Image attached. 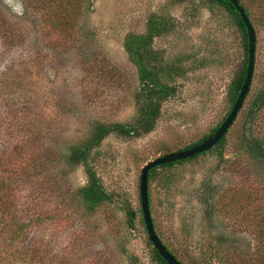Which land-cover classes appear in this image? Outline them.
<instances>
[{
    "label": "rangeland",
    "instance_id": "rangeland-1",
    "mask_svg": "<svg viewBox=\"0 0 264 264\" xmlns=\"http://www.w3.org/2000/svg\"><path fill=\"white\" fill-rule=\"evenodd\" d=\"M202 1L80 0L71 23L42 31L35 0H0V168L6 171L0 176L10 187L5 202L33 220L26 240L48 244L69 264H157L141 220L140 169L196 142L223 119L243 58L235 23ZM240 1L254 30V63L221 158L215 149L159 168L148 185L154 230L182 264H260L250 254L252 224L264 222V162L258 167L239 142L250 134L264 148V106L249 112L264 86V0ZM150 14L174 24L151 49L172 64L175 93L161 104L150 132L109 134L89 151L87 165L109 201L88 213L75 195L87 182L85 167L66 164L65 155L89 137L93 124L133 121L138 78L123 43L127 34L145 32ZM206 186L215 193L203 203Z\"/></svg>",
    "mask_w": 264,
    "mask_h": 264
},
{
    "label": "trees",
    "instance_id": "trees-1",
    "mask_svg": "<svg viewBox=\"0 0 264 264\" xmlns=\"http://www.w3.org/2000/svg\"><path fill=\"white\" fill-rule=\"evenodd\" d=\"M79 2L80 0H35L39 13V16L35 17L37 27L39 30L43 31L46 26L51 27L53 24L66 25V23H71V16L75 14V12H79L81 9V4ZM202 2L203 5L208 6V8L216 7L223 9L228 18L235 23L239 33L243 58L235 71V75L231 83L232 91L230 92L228 98L229 108L225 112L223 119L210 130L209 134L203 136L196 142L185 146L181 150L191 148L201 143L208 136L214 133L217 127L228 115L241 87L247 64V34L235 8L228 0H203ZM237 2L243 9L245 16L252 26L247 7H245L240 0H237ZM53 4H55V6H53ZM51 10L55 11L52 14L41 15L44 11L51 12ZM173 26L174 24L171 19L162 15L150 14L147 17L145 32L143 34H127L124 39L123 48L129 60L135 67L138 78V90L134 96L136 116L133 121L125 124H93L92 131L85 141L76 145H71L68 148V153L65 155L66 164L70 166L82 164L85 167L87 182L84 186L75 191V195L88 213L93 212L100 205L109 201V196L101 188L93 171L90 169L89 165H87L89 151L96 147L99 142L109 134L130 138L138 137L142 134L150 132L153 128L154 122L159 116L161 104L175 93V87L172 85V64L163 63L162 60L159 61V58L156 57V53L151 49L152 40L156 37L166 35L172 30ZM174 70L177 72H183L179 66H175ZM263 106L264 86L253 96L249 106V112L253 114L256 110ZM225 134L207 151L180 161H175L173 163L164 164L150 169L146 180L148 208L150 206L148 185L149 181L155 176L157 169L173 168L174 166L192 161L197 157L215 149L218 151V156H220L224 147L223 142ZM239 143L245 155L253 162L257 163L258 167L262 162H264V148L262 143L253 139L250 134L247 136L242 135ZM5 173L6 171L0 168V174ZM164 180L167 182L168 176H163L162 181L165 183ZM8 183L7 178L5 179L0 176V264H69L65 260L63 254L50 253L48 244L26 240V231H28V228L32 225L33 220L31 217L21 219V217L16 214L14 208L5 202L4 195L9 192L10 188ZM204 189L205 192L202 194V196H204L203 203H208V201L213 198L215 191L213 187L208 186L204 187ZM205 207L207 208L205 209L206 212L204 215L206 218H209L211 215V208L208 204H205ZM126 214L128 223H130L133 218V212L129 211ZM151 222L154 230L152 218ZM252 226L256 228L255 232L257 233H254L255 235L252 237L253 247L250 256H254L257 262L264 264V222L255 223L252 224ZM155 234L157 235L156 232ZM157 237L174 259L182 264L178 258L179 255L177 250L174 247H168L162 242L159 236ZM217 242L218 244H221L222 240L217 238ZM147 243L151 246L148 239ZM150 251L153 260L157 262V264H166L152 248V246L150 247Z\"/></svg>",
    "mask_w": 264,
    "mask_h": 264
},
{
    "label": "water",
    "instance_id": "water-1",
    "mask_svg": "<svg viewBox=\"0 0 264 264\" xmlns=\"http://www.w3.org/2000/svg\"><path fill=\"white\" fill-rule=\"evenodd\" d=\"M231 5L237 11L242 24L245 28L247 34V64L245 75L235 98V101L230 109L228 115L224 118L221 124L217 127L213 134L208 136L201 143L181 151L171 152L159 156L146 164H144L140 169L139 183H138V193H139V205L141 211L142 223L146 232L148 241L151 243L152 248L157 252V254L163 259L166 264H180L174 257L164 248L157 235L155 234L151 222V216L148 208L147 200V174L148 171L154 167H158L164 164L173 163L175 161H180L194 155L200 154L207 151L213 147L225 134L233 120L236 117L237 112L240 110L243 103L244 97L250 86L253 63H254V45H255V35L252 26L250 25L247 17L244 14L243 9L239 6L237 0H228Z\"/></svg>",
    "mask_w": 264,
    "mask_h": 264
}]
</instances>
